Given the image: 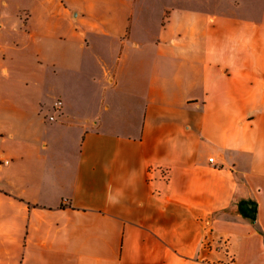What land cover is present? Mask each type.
I'll list each match as a JSON object with an SVG mask.
<instances>
[{
  "label": "crops",
  "instance_id": "obj_1",
  "mask_svg": "<svg viewBox=\"0 0 264 264\" xmlns=\"http://www.w3.org/2000/svg\"><path fill=\"white\" fill-rule=\"evenodd\" d=\"M184 2L0 0V264H264V0Z\"/></svg>",
  "mask_w": 264,
  "mask_h": 264
},
{
  "label": "rangeland",
  "instance_id": "obj_2",
  "mask_svg": "<svg viewBox=\"0 0 264 264\" xmlns=\"http://www.w3.org/2000/svg\"><path fill=\"white\" fill-rule=\"evenodd\" d=\"M216 3H218L217 0H185L184 2L187 7L196 8L199 6L203 10H210ZM50 100L55 101V96L51 97Z\"/></svg>",
  "mask_w": 264,
  "mask_h": 264
},
{
  "label": "built area",
  "instance_id": "obj_3",
  "mask_svg": "<svg viewBox=\"0 0 264 264\" xmlns=\"http://www.w3.org/2000/svg\"><path fill=\"white\" fill-rule=\"evenodd\" d=\"M63 114V102L57 99L52 106V114L48 116L50 122L56 121ZM213 161V159H211Z\"/></svg>",
  "mask_w": 264,
  "mask_h": 264
}]
</instances>
